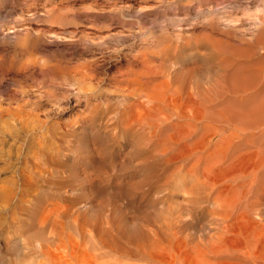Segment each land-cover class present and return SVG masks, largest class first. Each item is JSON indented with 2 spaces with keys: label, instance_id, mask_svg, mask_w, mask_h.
<instances>
[{
  "label": "rangeland",
  "instance_id": "rangeland-1",
  "mask_svg": "<svg viewBox=\"0 0 264 264\" xmlns=\"http://www.w3.org/2000/svg\"><path fill=\"white\" fill-rule=\"evenodd\" d=\"M263 19L264 0H0V264H161L139 227L154 215L183 214L188 245L215 234L213 195L179 176L200 148L179 145L209 134L223 73L264 75ZM259 137L236 130L227 151ZM250 194L234 203L251 217Z\"/></svg>",
  "mask_w": 264,
  "mask_h": 264
},
{
  "label": "bare ground",
  "instance_id": "bare-ground-1",
  "mask_svg": "<svg viewBox=\"0 0 264 264\" xmlns=\"http://www.w3.org/2000/svg\"><path fill=\"white\" fill-rule=\"evenodd\" d=\"M230 21L231 20H229L228 22L230 23ZM260 22L261 21L257 23H260ZM252 23L254 24L253 21ZM255 25L256 23L253 26ZM259 25L257 24L258 28H260ZM254 28L257 29L256 27ZM249 30H252V29L249 28ZM253 33L255 34V31ZM262 33H264V30L262 31ZM258 35H255V36H258ZM258 66L259 65H256L253 63V64L248 65V68L241 67L231 72L223 73L222 77H220L219 79V84L223 87V91L227 93L225 94L227 97L224 95L226 97V105L217 110V112L213 115L212 121L209 120V123L204 122L201 125L203 129H207L209 131V134L204 132V134H202L201 137H197L191 143L179 145L180 149H183L186 151L189 150L190 153L194 152V150H190V149H195L197 147L200 148V153L196 154L195 157L197 161L201 159L202 164H204V166L201 167L200 169H198L196 165L190 166L189 168H186L184 171H182V173L179 176L181 177V180L183 179L187 182L188 188L191 189V191L192 190L203 191V190L208 189L207 195L208 194L213 195L211 199H208V197H205L204 199H206V201L209 200V203L213 204L215 207L220 208L222 210V213H220V217H219L221 220V224H220V227L217 229L216 233L211 235V237H209L205 243H202L201 241L197 240L191 245H188V243L185 240L184 235L183 236L180 235L182 233L180 224L182 223V220H183V217H182L183 214L182 216H175V217L171 215H168V216L167 215H154L151 218L149 216L151 219L147 217L149 218L147 220L148 222L145 221L147 224L143 226H140L139 225L140 221H138L137 224L139 225V227H142V229H144L145 231L143 230L141 231L140 228L137 226L136 228L133 227V229H135L134 231H136V229L139 228V231H141L140 233H141L142 238L147 239V234L149 232H151L154 235V237L152 238V241H150L149 244L147 243L148 245L147 244L146 245L148 247L150 246L152 251L155 250L153 252L159 253L160 256L163 255V257H166L167 260L169 259L168 261L166 260L165 262L162 261L161 264H264V225L260 224L258 220L253 219L256 217H260L259 216L260 211L264 210V144H258L256 142V144H254L251 148L249 149L247 148L248 150L246 149L239 155L231 154L233 152H237L238 150L237 148H236L237 149L236 151H232L231 153L227 151L230 148L229 144L232 143V137L236 130H241V131L248 130L250 135H252L253 137V143H255V139L263 133V130H264V75L260 74L261 70L256 71ZM262 73H264L263 70H262ZM171 98H173L171 99L172 102L180 101L179 105L181 106L176 108L175 112L173 110V112L176 113V116L182 118V117H186V115L187 116L190 115V114H186L187 111L184 109V106H185L184 104L191 102V99L188 95H186L185 97L174 96ZM244 102H247V103L249 102L246 108L241 109V108L234 106L235 103L245 104ZM196 118L197 116H195V119ZM187 123L188 122L180 123L179 126L181 127L185 126V124ZM179 131H181L180 132L181 134H177L178 136L176 137H181L183 135L182 133H184L185 130L180 129ZM185 135L187 136V134ZM214 135H216V137ZM263 137L264 135L262 136V138ZM257 139L256 141H258ZM240 144L242 145V143ZM235 145L233 146V150H235ZM241 145L240 146L236 145V146H238L239 148V147H242ZM174 178H176V176ZM177 183L179 184V182L176 181L175 184ZM180 184H181L180 186H182V183ZM183 185H186V184L183 183ZM175 186H178V185H175ZM245 186H249L250 193H251L249 196L250 201L249 203H246V205L249 204V208L253 213L251 217H250V214L249 216L248 214L245 215L247 212H244V214L242 213L248 207L243 206V208L239 210L242 203L240 207H237L236 204L234 203L236 202V199L234 196L235 193L241 189H244ZM173 188L176 189V187H173ZM177 190L180 191L179 189ZM172 191H174V189ZM191 191L188 190V193H190ZM175 192L176 191H174V193ZM176 194L174 195L175 198L176 196L180 197ZM170 196L167 198L168 200L170 199ZM181 197H180V200L182 199ZM175 198L173 197V200L171 201H174ZM187 201L189 202L191 201V199L189 198L187 199ZM177 202L178 201L176 200L175 205L181 203V201L179 203ZM192 205H190V207ZM186 206L188 207V205ZM207 207L208 205H206V208ZM235 207H237L238 211H232ZM174 208L178 209L179 207H174ZM204 211L206 214L207 212L205 209ZM190 212L191 211L189 210V213ZM192 212H194V210ZM214 212L215 211L213 210V213ZM180 213H183V212L180 211ZM208 213H209V210H208ZM168 214H169V211H168ZM191 215H194V214L192 213ZM199 217H195V219H198ZM199 219L201 220L202 218H199ZM142 223H144V221H142ZM185 223L183 224L185 225ZM204 223H207V222L204 221ZM207 225L208 223L205 224L206 228H207ZM209 225L211 224L209 223ZM197 228L201 229V227H197ZM202 228H205V227L202 226ZM134 231L131 233H134ZM125 232L126 231L124 230V234H126ZM177 233H179V235H177ZM133 237L134 236L130 237L128 240L130 241L132 238L133 242L136 243Z\"/></svg>",
  "mask_w": 264,
  "mask_h": 264
}]
</instances>
